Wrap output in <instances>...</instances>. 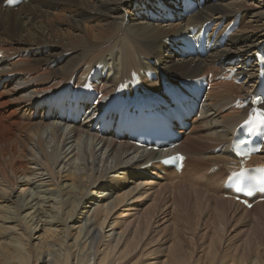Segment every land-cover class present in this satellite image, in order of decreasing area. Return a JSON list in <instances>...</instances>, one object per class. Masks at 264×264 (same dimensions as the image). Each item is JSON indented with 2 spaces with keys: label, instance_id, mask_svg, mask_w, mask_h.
<instances>
[{
  "label": "bare ground",
  "instance_id": "obj_1",
  "mask_svg": "<svg viewBox=\"0 0 264 264\" xmlns=\"http://www.w3.org/2000/svg\"><path fill=\"white\" fill-rule=\"evenodd\" d=\"M3 1L0 50L18 56L0 64V73L18 74L0 89V221L7 224L0 222V264H264V202L247 209L225 198L222 172L213 170L227 158L213 149L231 139L247 115L224 109L251 86L211 85L201 115L177 148L189 157L181 174L163 173L158 152L99 137L83 125L64 127L33 112L35 100L62 89L85 67L105 64L116 71L106 89L143 69H162L180 79L219 74L222 69L214 63L233 54H240V67L264 44V0H221L186 21L165 24L144 19L143 4L149 0H59V22L69 28L55 34L33 25L45 0H29L17 9ZM240 12L242 26L231 45L204 58L167 53L171 40L166 38ZM77 161L80 165L73 166ZM151 175L160 180L148 182ZM102 187L107 190L98 196ZM92 190L93 203L87 195ZM149 190L152 201L145 208L138 214L128 210ZM41 212L49 216L48 225L33 242L42 217L33 219ZM243 218L249 219V238L233 243L230 227ZM73 221L80 225L71 226Z\"/></svg>",
  "mask_w": 264,
  "mask_h": 264
},
{
  "label": "rangeland",
  "instance_id": "obj_2",
  "mask_svg": "<svg viewBox=\"0 0 264 264\" xmlns=\"http://www.w3.org/2000/svg\"><path fill=\"white\" fill-rule=\"evenodd\" d=\"M48 0H45L44 2H42L41 4H43V5H41V7L42 8H44L43 9V12H42V15H40L39 17H41V19L39 18V17H37V20L33 23V25L34 26H36L37 28H39V29H43V30H45L46 28L47 29H51V31H53V34H55V33H60V32H63L62 30H64V29H67V28H69V27H65V25H63V23H60L59 21L61 20V18H63V17H58V14H60V9H61V7H62V2H60L59 0H49L48 2H47ZM46 2V3H45ZM54 2V3H53ZM34 3H38V0L37 1H35ZM251 3V2H250ZM57 4V5H56ZM50 5V6H49ZM49 9V10H48ZM46 13V14H45ZM62 15V14H61ZM21 18L23 19V20H27L26 18H25V15L24 14H22L21 15ZM44 20V21H43ZM24 22V21H23ZM92 23L94 22V21H91ZM91 23V24H92ZM4 32H5V29L4 28H0V33L1 34H4ZM54 39H56L55 37H52V39H51V41H53V42H56ZM90 40H93L92 38H89V42H90ZM60 47L61 48H63V49H65L64 48V46H61L60 45ZM168 53V52H167ZM172 52H169V54H171ZM55 66V65H54ZM3 106H5V105H3ZM2 106V107H3ZM5 108H7V112H9L10 110H12V106H10L9 104H8V107L7 106H5ZM47 146H48V148H49V150L51 149V144H47ZM61 153V152H60ZM76 163H78V164H73V166H79L80 165V162L79 161H77ZM213 170H216L215 168L213 169ZM150 181H148V182H152V181H159L160 179H159V177H157V176H152L151 175V178L149 179ZM110 186V185H109ZM113 186V185H112ZM23 187V186H22ZM105 188H107V187H102V189L100 190L101 191V193L98 195V196H102L103 194H104V192L103 191H105V190H107V189H105ZM21 189H26V188H20L19 190H21ZM141 190V189H140ZM20 192H17V194H19ZM27 193L28 192H26V195H27ZM23 194H24V192H23ZM89 194V196L90 197H88V198H91V201H92V203L93 202H96V199H97V196H96V194H95V190H92V192L91 191H89L88 193H87V195ZM149 194H150V190H149V192H147V193H145L143 196H141V197H139L137 200H135L134 201V204L130 207V209H128V210H130V211H132V212H135L136 214H138V210L139 209H143V208H145L146 207V205L148 204V203H150L151 201H152V198L149 196ZM94 196H96V197H94ZM64 198H67L66 196H64ZM36 201V200H35ZM34 201V202H35ZM85 201H87V200H85ZM47 206H48V204H47ZM47 206H45L44 207V209H50V206L49 207H47ZM122 207H126L127 208V205L125 204V205H122ZM129 208V207H128ZM34 210L35 209H31V210H27V212L28 213H30V212H34ZM83 211H85V209H80L79 210V213L80 212H83ZM37 213H39V212H37ZM37 213L35 214V215H37ZM83 216V215H82ZM37 217H42V221H40V223H39V228L35 231V237L33 238V242H37L38 240H36V238L37 237H39L40 236V234L43 232V231H40L41 229V226L43 225H48V222H46L45 220H46V218H49V216L48 215H45V213H42L41 212V214H39V215H37L33 220H34V222H35V220L37 219ZM124 217H127V215H125ZM31 219V218H30ZM29 218H28V220H30ZM32 220V221H33ZM50 220V219H49ZM84 220V219H83ZM249 219H247V218H243V220L242 221H240L239 223H235L234 221L232 222V226L230 227V234H231V237H230V240L233 242V243H241L242 241H244L245 240V238L247 239V238H249V236H247L248 234L247 233H249V231H250V227L249 226H246V224L249 222L248 221ZM30 222V224L31 223H33V222ZM246 221H248L247 223H246ZM2 224H4L5 226H7V224L5 223V221H0ZM243 222H245V223H243ZM55 224V223H54ZM72 225H74L75 227H77V226H79L80 225V222H78V221H73L72 223H71V226ZM246 226V227H245ZM21 227H22V225L21 226H17L16 228L19 230V229H21ZM205 227H202L201 229H199V231H200V233H204L205 232V229H204ZM240 230V231H239ZM246 230V231H245ZM243 231V232H242ZM73 232H75L74 230H73ZM247 236V237H246ZM58 247V246H57Z\"/></svg>",
  "mask_w": 264,
  "mask_h": 264
},
{
  "label": "snow or ice",
  "instance_id": "obj_3",
  "mask_svg": "<svg viewBox=\"0 0 264 264\" xmlns=\"http://www.w3.org/2000/svg\"><path fill=\"white\" fill-rule=\"evenodd\" d=\"M8 3L9 4H11V3H13V0H8ZM255 102V101H254ZM261 117H264V112H262V113H259V115L257 116V115H254L253 116V121H259L260 123H262V124H264V119H261ZM252 121H247L246 123H251ZM236 148H237V152H236V154L237 155H241V154H244V153H241L238 149H239V145L237 144L236 145ZM238 175H243V173H239ZM236 191L237 192H240L241 191V189H240V187L239 186H237V188H236ZM250 206V205H249Z\"/></svg>",
  "mask_w": 264,
  "mask_h": 264
}]
</instances>
